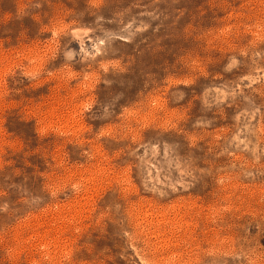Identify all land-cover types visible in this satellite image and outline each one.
I'll list each match as a JSON object with an SVG mask.
<instances>
[{"label": "rangeland", "instance_id": "1", "mask_svg": "<svg viewBox=\"0 0 264 264\" xmlns=\"http://www.w3.org/2000/svg\"><path fill=\"white\" fill-rule=\"evenodd\" d=\"M0 264H264V0H0Z\"/></svg>", "mask_w": 264, "mask_h": 264}]
</instances>
